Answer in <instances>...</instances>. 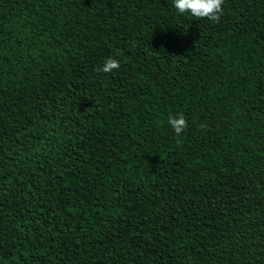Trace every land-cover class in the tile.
I'll return each mask as SVG.
<instances>
[{
    "label": "trees",
    "instance_id": "1",
    "mask_svg": "<svg viewBox=\"0 0 264 264\" xmlns=\"http://www.w3.org/2000/svg\"><path fill=\"white\" fill-rule=\"evenodd\" d=\"M222 8L0 0V264H264V0Z\"/></svg>",
    "mask_w": 264,
    "mask_h": 264
},
{
    "label": "clouds",
    "instance_id": "2",
    "mask_svg": "<svg viewBox=\"0 0 264 264\" xmlns=\"http://www.w3.org/2000/svg\"><path fill=\"white\" fill-rule=\"evenodd\" d=\"M224 0H173L175 9L180 14H190L197 19H209L219 23L223 15ZM120 68V62L108 58L100 71L109 73ZM168 123L174 132L179 135L187 128V121L183 115L169 117Z\"/></svg>",
    "mask_w": 264,
    "mask_h": 264
}]
</instances>
